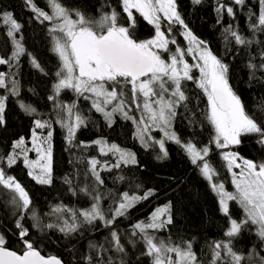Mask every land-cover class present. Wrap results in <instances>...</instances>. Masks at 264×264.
I'll use <instances>...</instances> for the list:
<instances>
[{"label": "trees", "instance_id": "1", "mask_svg": "<svg viewBox=\"0 0 264 264\" xmlns=\"http://www.w3.org/2000/svg\"><path fill=\"white\" fill-rule=\"evenodd\" d=\"M58 2L70 12L75 14L79 11L93 21L115 9L119 13L118 23L129 25L121 0ZM32 3L52 15L49 0H32ZM221 5L224 8L218 12ZM176 6L186 30L203 41V45L228 66L229 85L241 98L246 112L264 128V68H261L264 64V30L252 27L257 24L261 11L260 0H244L242 5L235 4L234 0H200L199 4L193 0H176ZM227 7L233 9V15L227 14ZM132 11L136 19L135 28L130 29L133 37L138 41L152 38L154 27L135 9ZM4 12H11L21 25L14 37L7 35L9 25L3 22ZM53 24L54 20L38 16L27 0H0V56L6 61L0 64V74H3L5 82L0 87V98L5 105L3 122L0 123V170L6 176H12L31 201L27 210L18 207L13 203L17 194L0 185V235L5 238L6 247L18 252L23 249L20 229L16 227L19 221L28 229L26 239L34 247L44 254L58 255L64 264H151V258L144 254L146 245L142 234L134 226L150 222L157 208L170 205L169 213L161 219L166 220L170 215L172 222L161 229H147L149 235L182 248L190 243L198 264H212L216 243L229 244L232 251L242 257L240 264H262L264 240L257 234L258 226L249 222L242 225L237 235H226L231 219L241 222L245 213L236 201L227 202V214L222 211L220 196L198 167L202 161L193 164L182 146L191 142L199 149L208 147L209 154L205 160L215 170L213 183H222L227 192L234 193L232 173H239L241 169L233 167L229 171L222 154L233 152L257 164L264 162V144L258 143L259 137L256 134L245 135L238 145L217 148L213 141L214 129L207 120V98L194 81H184L187 99L175 106L176 115L170 121L172 133L181 143L153 131V139L142 133L143 141L147 142L144 144L138 135L139 123L135 117L127 113L131 118H125L124 112L115 111L109 120L95 110L93 100L86 94L81 96L72 89L56 93L54 85L59 80L56 73L60 70L61 61L53 50L49 31ZM183 29L179 24L172 27L180 45L185 44L181 35ZM231 31H236L251 43L237 44ZM16 42L24 52L13 56ZM249 64L255 68H250ZM21 104L35 111H25ZM65 104L74 105L75 112L84 120L71 142L67 127L63 126L72 122L67 117ZM37 120L46 126L36 128ZM34 130L44 131L47 135L52 133L49 141L51 184H40L29 176L33 167L26 166L20 154L28 148ZM21 138L24 144L21 148H14ZM158 138H163L167 156L156 143ZM113 144L133 153L136 163L119 161V153L108 150ZM29 155L34 157L36 154L30 150ZM9 156L15 157V163L9 165ZM92 160L98 161L95 170L102 184L93 175ZM118 162L119 167H116ZM237 163L243 167L242 160L238 159ZM149 190L152 194L147 199L137 201L123 216L114 215L123 193L143 197ZM93 204H98L104 219L97 218L87 223L79 214L91 209ZM57 207L61 211L53 212ZM73 212L76 213L77 230L67 234L61 232L59 229L65 226V222L73 224ZM33 213L37 217L35 220ZM107 221L112 222L108 224ZM48 224L55 227L48 228ZM113 232L117 234L123 251L117 250ZM217 251L221 256L216 264H233L225 249Z\"/></svg>", "mask_w": 264, "mask_h": 264}, {"label": "snow or ice", "instance_id": "2", "mask_svg": "<svg viewBox=\"0 0 264 264\" xmlns=\"http://www.w3.org/2000/svg\"><path fill=\"white\" fill-rule=\"evenodd\" d=\"M27 2L31 5L32 10L44 20L58 21L49 29L54 44L53 50L61 61L60 70L56 73L59 80L54 85L57 94L62 89H72L81 96L85 93H91L95 97L92 106L110 120L112 112H124L125 101L121 99L124 93L117 90V85H131L133 103H136L137 108L141 107L138 101L140 97H143L142 106L147 114V120L151 122V125L161 127V130H164L170 126L171 119L176 115L175 106L187 99L183 90V82L194 81L207 98V120L214 129L213 141L217 148L225 149L230 145H238L241 143L242 136L250 134H256L259 137L258 143L264 144V128L246 112L241 98L229 85L227 79L228 66L206 47H202L203 41H199L191 31L186 30L183 33L189 44L195 45V48L189 47L187 53L194 51L199 53L200 62L195 65L189 64L184 59L185 52L180 48L171 53L168 60L163 58L162 53L169 52V44H175L176 41L169 40L165 32L161 30L162 20L167 21L169 32L174 24H179L187 29L177 11L176 0H121L123 12L127 14L129 21L127 27L118 23L119 13L115 9L110 13L102 14L98 21H93L86 19L79 11H75L77 18L73 19L69 10L63 7L58 0H49L52 15L37 8L32 0H27ZM193 2L199 4L200 0H193ZM234 2L237 5H242L244 0H234ZM260 2L261 11L257 24L252 25L254 30H264V0H260ZM223 8L224 6L221 5L217 11L219 12ZM133 9L139 13L143 20L154 27L153 38L138 41L133 37L130 31L136 26ZM226 11L228 15H233L231 7H227ZM2 19L4 24L9 25L7 35L14 37V33L19 31L21 25L13 18L11 12L2 13ZM226 31H230V29H226ZM56 33H60V35H56ZM231 35L237 44L251 43L236 31H231ZM23 52V47L19 42H16V51L13 52V56H18ZM3 63L6 61L0 59V64ZM36 66L39 67V65ZM249 67L255 68V65L249 64ZM193 68L199 71L198 78L192 75ZM261 68H264V64L261 65ZM4 83L3 74H0V87L4 86ZM166 94L168 98H166ZM114 101H118V103L114 104L112 111H105V106L113 104ZM4 107V100L0 98V123L3 122ZM21 107L25 111H35V109L24 104H21ZM67 112L71 120L72 107H67ZM124 116L131 118L128 117L127 112H124ZM83 123V118L76 114L74 121L63 125L67 127L69 142L74 137L76 129ZM140 123H144L143 117ZM35 126L36 128H44L46 125L37 120ZM149 126V124H145L143 129L138 128L137 130L142 142V133L146 132ZM32 135L34 150L45 163L40 165L39 175H34L31 170L28 174L40 184H51V145L48 143V147L43 148L42 144L37 143L40 138L37 137L35 131ZM51 136L52 133L49 132L44 138V142H49ZM165 136L175 140L177 144L181 143L175 133L165 131ZM96 143L102 142L97 141ZM156 143L159 144L164 156H167L164 141L159 140ZM23 144L24 139L21 138L14 144V148H21ZM182 146L193 164H198V161L203 162L198 164V167H200L203 176L212 181L215 170L205 160L209 154V148L198 149L191 142ZM108 150L119 153V161L125 164L136 163L133 153L122 150L114 144ZM101 151H104L103 147ZM222 156L227 162L229 171L233 167L241 169L239 173H232V183L236 191L234 193L225 191L222 183L219 185L212 183V188L220 196L221 209L225 214L229 212L228 201H236L245 213V219L241 222L231 219L230 228L226 235L228 237L237 235L243 224L251 222L258 226L257 234L261 240H264V162L257 164L252 160L238 157V154L233 152H225ZM238 159L242 160L243 167L237 163ZM8 163L9 165L15 163V157L9 156ZM24 163L31 169L38 162H30L25 156ZM97 163L96 160L91 161L93 175L102 184L103 181L95 170ZM115 166L119 167V162ZM0 185L17 194L13 197V203L17 204L18 207L24 210L29 208L31 201L28 193L12 176H6L3 170H0ZM151 194V190L143 197L129 196L128 193H123L114 215L116 217L123 216L137 201L147 199ZM60 211L59 207L53 209V212ZM169 211L170 205L157 208L152 213L150 222H140L134 226L142 234L145 242L146 252L144 254L151 258V264H198L197 256L192 251L190 243L182 248L166 243L162 239L158 240L148 234L147 229H161L172 222L170 215L167 216L166 220L161 219ZM79 215L87 223H92L97 218L104 219L98 204H93L91 209L80 212ZM32 218L37 219L35 213H33ZM73 219V224L69 225L65 222V226L59 230L66 234L76 231L78 225L75 222V212H73ZM111 222L107 221L106 223L110 224ZM16 227L20 229L19 236L24 247L20 252L11 250L6 247L5 238L0 235V264H62V261L55 256H43L33 243L26 239L28 229L24 228L19 221H17ZM47 227L53 228L55 225L48 224ZM112 237L116 241L117 250L123 251L115 232L112 233ZM221 248L225 249L226 253L231 256L233 264H240L242 257L233 252L229 244L221 243L215 244L212 264H216L220 258L221 253L217 250ZM171 254H174V258ZM261 262L264 264V258H261Z\"/></svg>", "mask_w": 264, "mask_h": 264}, {"label": "rangeland", "instance_id": "3", "mask_svg": "<svg viewBox=\"0 0 264 264\" xmlns=\"http://www.w3.org/2000/svg\"><path fill=\"white\" fill-rule=\"evenodd\" d=\"M70 15H71V17L73 19H76L77 18L76 15L74 13H72V12H70ZM57 22L58 21L54 20V23H57ZM173 26L174 25H172V27ZM172 27H171V31L169 32V27H168L167 21L162 20V22H161V30L165 32V35H166V37L169 40H175L176 41L175 44H172V43L169 44V50H170L169 52L162 53L163 58L165 60H168L170 54L171 53H174L177 48H180V49H182L185 52L184 59L189 64L195 65L196 63L200 62L199 61V53L198 52H195L194 51L193 53H187V49L189 47L195 48V45H190L188 39H186L185 36L183 35V33L186 31V29H183L182 32H181V35H182V38H183V41H184L185 44L184 45H180L177 42V34L174 33V31L172 30ZM202 47H205V46L202 45ZM0 59H2L1 56H0ZM192 75L194 77L198 78L199 77V71L197 69L193 68ZM117 90L118 91H123V93H124V95L121 97V99H123L125 101V104H124V112H127L129 115L135 117V119L139 123V128L140 129H143L144 126H145V124H149L150 125L148 127V130L146 132H143V135H145L149 139H153V138H155V135H154L153 131H155L159 135H165V131H167L169 133H172L171 126L167 127L164 130H161V127H157V126L151 125V122L147 120V114L144 112V109H143V106H142L143 105V97H140V99L138 101V103H140L141 107L137 108L136 103H133L132 96H131V85H117ZM85 94L87 96H89L92 100L95 99V97H93L91 93H85ZM166 98H168L167 95H166ZM116 103H118V101H114L113 104H110V105L105 106V111H107L109 108L112 109L113 106H114V104H116ZM153 106L155 107V105H153ZM67 107H72V117H71V120L74 121L75 115L78 114V113L75 112L74 105L65 104V111L67 113L68 119H69V113L67 112ZM142 117L144 118V123H140ZM54 118L56 119V122L59 124V121L57 120V117H54ZM34 131H35L37 137L40 138L37 141V143L42 144L43 145V148L46 149L48 147V143H50L51 140H50V142L45 143L44 142V139H42V138L43 137H47V134L44 131H39V132L36 131V130H34ZM157 140L158 141L159 140H163V138H158ZM32 141H33V135H31L30 143L28 144V148L25 149L24 151H22L20 154H21V156L23 157L24 160H25V156H27L28 161H30V162H38V163H36L33 166L32 171H33V173H35L34 175H39L40 174V171H41L40 165L44 164L45 161L42 160L40 158V155L37 154V152L34 150V145H33V142ZM143 143L144 144H147L146 141H143ZM30 150H32L36 154L34 157L31 156V155H29V151ZM23 152H25V153H23ZM37 167L39 169H37ZM51 167H52V162H51ZM210 182L213 183V179ZM216 184L219 185V183H216ZM171 255H173V258H174V254H171Z\"/></svg>", "mask_w": 264, "mask_h": 264}, {"label": "water", "instance_id": "4", "mask_svg": "<svg viewBox=\"0 0 264 264\" xmlns=\"http://www.w3.org/2000/svg\"><path fill=\"white\" fill-rule=\"evenodd\" d=\"M7 248H9V247H7ZM9 249H11V248H9ZM38 249V248H37ZM11 250H14V249H11ZM39 250V249H38ZM16 251V250H15ZM40 251V250H39ZM18 252V251H17ZM41 252V254L43 255V256H45V257H49V256H55V257H57L58 259H60L61 261H62V264H64V262H63V260L61 259V257H59L58 255H55V254H51V255H47V254H44L42 251H40Z\"/></svg>", "mask_w": 264, "mask_h": 264}]
</instances>
